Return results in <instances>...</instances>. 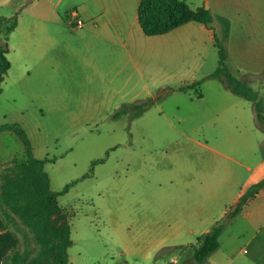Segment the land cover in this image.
I'll use <instances>...</instances> for the list:
<instances>
[{"label": "rangeland", "instance_id": "374dc122", "mask_svg": "<svg viewBox=\"0 0 264 264\" xmlns=\"http://www.w3.org/2000/svg\"><path fill=\"white\" fill-rule=\"evenodd\" d=\"M22 1L27 5L18 11L19 27L5 39L11 67L1 84L0 124H19L36 157L55 158L45 165L53 191L71 184L58 198L70 215L69 264H195L194 246L202 234L175 232L179 224L168 206L186 198L175 186L185 184V169L209 162L206 154L239 158L254 154L255 144L238 141V126L214 120L207 85L205 99L192 98L175 84L135 100L126 91L102 96L101 103L57 95L41 72L42 29L31 9L37 0ZM219 3V11L232 18L236 38L250 47L264 41V0ZM13 12L0 7V16ZM263 51L257 48L264 56ZM257 61L238 55L227 64L240 79L239 69L261 71L264 62ZM256 87L264 94L261 85ZM159 93L161 98L138 117L126 109ZM14 159H27L24 143L11 131L0 132V227L16 239L15 252L30 261L41 250L35 232L2 201L6 168Z\"/></svg>", "mask_w": 264, "mask_h": 264}, {"label": "crops", "instance_id": "0c3cea01", "mask_svg": "<svg viewBox=\"0 0 264 264\" xmlns=\"http://www.w3.org/2000/svg\"><path fill=\"white\" fill-rule=\"evenodd\" d=\"M185 1L192 8H208L214 16L211 25L189 22L168 33L150 36L139 23L141 0H37L31 9L42 29V74L57 95H77L94 103H101L102 96L122 91L133 94L135 100L154 96L158 89L170 84L177 88L191 84L211 75L218 67L215 35L222 36V26L216 13L231 20L227 63L238 55L246 57L248 62H264V56L257 52V48L264 50V41L250 47L236 38L232 18L219 11V0H203L202 5ZM13 2L0 0V7L14 10L13 15L5 17H13L27 5L22 1L19 7H14ZM71 10H76L84 21L82 27L72 25ZM18 27L19 20L12 32ZM260 68L261 71L254 69L255 72L239 69L241 77L237 78L259 91L264 100L260 87H256L264 88V65ZM214 79L204 80L200 97L193 90L182 92L205 99L207 94L202 87L207 85L211 94L208 107L214 120L238 126V141L254 143L256 151L237 154L239 158L220 152L206 154L210 163L184 170L185 184L176 185L175 190L184 192L186 198L172 202L168 212L179 224L175 232L203 235L242 196L263 183L223 231L220 246L207 264H264V126L258 123L253 102ZM241 127L245 132H241Z\"/></svg>", "mask_w": 264, "mask_h": 264}, {"label": "trees", "instance_id": "16d2710c", "mask_svg": "<svg viewBox=\"0 0 264 264\" xmlns=\"http://www.w3.org/2000/svg\"><path fill=\"white\" fill-rule=\"evenodd\" d=\"M19 2L20 0H14L13 4L19 5ZM138 14L143 32L150 36L168 33L189 22H198L209 27L214 21V16L208 8L204 6L192 8L185 0H141ZM17 16L18 12L10 18L0 16V39L7 40L8 34L17 27ZM217 19L222 26V36L215 35L219 57L216 71L206 78L180 86L177 90H195V95L200 97L204 80L217 78L227 89L255 104L258 123L264 126V100L259 91L239 80L228 68L227 43L231 34V22L221 15L217 16ZM6 24L9 25L3 31L2 28ZM7 52L8 49L0 47V93L2 92L1 84L11 67ZM160 98L161 94L156 98L129 104L126 109L138 117ZM121 113L118 111L116 115L119 116ZM3 131H11L22 140L26 147L27 159L23 161L14 159L6 168L5 181L2 185V201L34 230L41 250L36 257L26 261L23 256L15 252L17 241L14 236L10 232H3L0 227V264H7L9 259H12L15 264H69L68 249L73 245L70 215L61 208L58 198L69 190L71 184L66 185L61 191H53L45 165L54 162L55 158L36 157L28 134L19 124H0V132ZM262 185L263 183H259L254 186L240 198L224 218L217 221L210 231L198 238L193 252L195 264H207L208 258L220 246V236L223 231L242 210L248 198Z\"/></svg>", "mask_w": 264, "mask_h": 264}, {"label": "built area", "instance_id": "2783aa9c", "mask_svg": "<svg viewBox=\"0 0 264 264\" xmlns=\"http://www.w3.org/2000/svg\"><path fill=\"white\" fill-rule=\"evenodd\" d=\"M70 21L75 27H82L84 25V21L79 17L76 10H71Z\"/></svg>", "mask_w": 264, "mask_h": 264}, {"label": "water", "instance_id": "95a60500", "mask_svg": "<svg viewBox=\"0 0 264 264\" xmlns=\"http://www.w3.org/2000/svg\"><path fill=\"white\" fill-rule=\"evenodd\" d=\"M0 47H4L5 49L8 48L7 41L5 39H0Z\"/></svg>", "mask_w": 264, "mask_h": 264}]
</instances>
